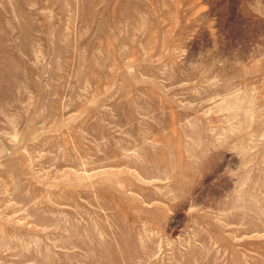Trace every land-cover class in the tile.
Here are the masks:
<instances>
[{
	"label": "rangeland",
	"instance_id": "374dc122",
	"mask_svg": "<svg viewBox=\"0 0 264 264\" xmlns=\"http://www.w3.org/2000/svg\"><path fill=\"white\" fill-rule=\"evenodd\" d=\"M0 264H264V0H0Z\"/></svg>",
	"mask_w": 264,
	"mask_h": 264
}]
</instances>
